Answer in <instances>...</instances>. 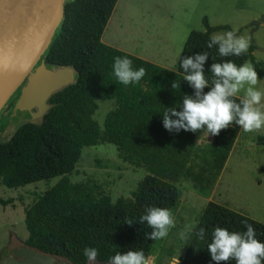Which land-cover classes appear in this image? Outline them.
Returning <instances> with one entry per match:
<instances>
[{
	"label": "trees",
	"instance_id": "16d2710c",
	"mask_svg": "<svg viewBox=\"0 0 264 264\" xmlns=\"http://www.w3.org/2000/svg\"><path fill=\"white\" fill-rule=\"evenodd\" d=\"M116 3L65 1L63 18L40 62L48 69L71 68L74 82L50 96V109L39 123L21 124L8 141L0 142V182L4 187L18 189L59 178L25 210V246L69 264H87L83 253L89 247L98 250L97 259L104 264L118 252L123 255L143 250L148 257L155 241L145 238L152 229L146 223L139 224L146 209H176V184L181 180L190 181L199 192H209L215 185L240 127L233 125L218 136L210 135L211 144L201 150L195 146L192 132L170 133L163 127L165 108H179L183 95L193 94L183 81L182 58L208 52L205 74L209 78L211 57H215L214 62L231 59L237 65L250 61L258 77L263 75L264 64L253 59V42L241 57L222 58L215 47L208 49L212 33L227 27H210L206 18L202 21L204 32L189 33L175 70L107 46L101 37ZM116 57H127L134 69L145 68V77L139 83L121 84L113 74ZM174 81L178 85L175 89L171 87ZM105 100L114 101L115 107L105 116L101 129L93 115L97 101ZM13 104L14 99L0 111V133L9 123ZM105 143L116 148L124 163L146 172L130 197L114 202L96 184L71 183L67 178L84 147ZM256 143L264 146V135L258 136ZM129 220L131 226L126 223ZM245 221L264 243L263 224L222 205L207 203L185 241L180 264H215L207 250L213 230L221 227L243 232ZM200 227L206 230L203 240L196 236Z\"/></svg>",
	"mask_w": 264,
	"mask_h": 264
},
{
	"label": "rangeland",
	"instance_id": "374dc122",
	"mask_svg": "<svg viewBox=\"0 0 264 264\" xmlns=\"http://www.w3.org/2000/svg\"><path fill=\"white\" fill-rule=\"evenodd\" d=\"M263 17L264 0H117L101 42L175 70L189 33L204 32L202 21L206 18L210 27H227L214 33L235 31L249 37L256 47L254 61L264 64ZM256 87L264 91V68ZM97 106L93 119L102 129L105 116L114 109L115 103L111 100L97 101ZM13 132L14 128L7 124L0 133V142L8 141ZM192 135L195 146L200 150L211 144L210 135L199 131ZM260 135H264V130L251 133L239 130L225 165L209 192L195 190L188 180L176 184L179 202L172 211L175 227L169 229L165 238L155 240L148 256L150 264H178V261L180 264L185 241L209 202L264 225V146L256 143ZM145 175L143 169L124 163L116 148L105 143L84 147L74 171L67 178L71 183L89 181L96 184L114 202L118 198L130 197ZM58 180L54 178L14 190L4 188L11 211L10 224L0 229V263L12 249L25 246L28 235L24 212Z\"/></svg>",
	"mask_w": 264,
	"mask_h": 264
},
{
	"label": "clouds",
	"instance_id": "9594fccd",
	"mask_svg": "<svg viewBox=\"0 0 264 264\" xmlns=\"http://www.w3.org/2000/svg\"><path fill=\"white\" fill-rule=\"evenodd\" d=\"M250 45L249 37L227 31L212 34L207 48L215 47L220 57L228 58L247 54ZM209 58L208 52L182 58L180 68L183 69V81L193 89V94L183 95L181 107L165 108L163 127L170 133L199 131L207 136H218L222 130L233 125L239 126L244 133L264 130V91L256 87L261 79L255 67L248 62L237 65L231 59L214 62L215 57H211L213 63L209 78L205 74V64ZM113 74L121 84L127 86L139 83L145 77L146 70L143 67L134 69L127 57H116ZM177 86L175 81L171 85L173 89ZM206 88L210 90L205 92ZM126 223L129 226L133 224L130 220ZM145 223L152 229L150 233H145V238L152 241L165 238L169 229L175 227L174 216L167 208H147L146 214L139 219V224ZM244 226L246 231L243 232H230L221 227L213 230L207 250L215 264H232L233 261L235 264H264V243L256 238L251 224L245 221ZM205 232V228L200 227L196 232L197 238L203 240ZM83 254L88 264H100L96 248H85ZM107 264H150V258L145 256L143 250L128 251L123 255L118 252Z\"/></svg>",
	"mask_w": 264,
	"mask_h": 264
},
{
	"label": "water",
	"instance_id": "95a60500",
	"mask_svg": "<svg viewBox=\"0 0 264 264\" xmlns=\"http://www.w3.org/2000/svg\"><path fill=\"white\" fill-rule=\"evenodd\" d=\"M65 1L0 0V111L25 82L10 115L11 128L40 120L50 109V96L74 82L71 68L48 69L40 62L63 18ZM2 264L69 262L21 246L12 249Z\"/></svg>",
	"mask_w": 264,
	"mask_h": 264
},
{
	"label": "crops",
	"instance_id": "0c3cea01",
	"mask_svg": "<svg viewBox=\"0 0 264 264\" xmlns=\"http://www.w3.org/2000/svg\"><path fill=\"white\" fill-rule=\"evenodd\" d=\"M138 58L150 62L148 59L144 58V56L138 55ZM150 63L155 64L153 62H150ZM4 188L6 187H4L0 182V229H4L8 227V225L10 224L9 223V212L11 211V206H10V202L8 198L6 199V196H4V190H5ZM9 190H14V189H9Z\"/></svg>",
	"mask_w": 264,
	"mask_h": 264
},
{
	"label": "flooded vegetation",
	"instance_id": "af4514ba",
	"mask_svg": "<svg viewBox=\"0 0 264 264\" xmlns=\"http://www.w3.org/2000/svg\"><path fill=\"white\" fill-rule=\"evenodd\" d=\"M40 63V62H39ZM39 63L37 64V66L39 65ZM49 69H52V68H49ZM25 86V82H23V84L19 87V89L12 95V99H14V104H13V107L11 108V110H10V113H9V125H10V115H11V112H12V110H13V108H14V105H15V103H16V101L18 100V98H19V96H20V94H21V91H22V89H23V87ZM10 98V99H11ZM9 99V100H10ZM7 101V103H9L10 101ZM6 103V104H7ZM5 104V105H6ZM5 107V106H4ZM32 111H35V110H32ZM12 251V250H11ZM9 255H11V252H10V254ZM8 255V256H9ZM17 261H23V258H17L16 259ZM0 264H2V262L0 263ZM88 264V263H87ZM100 264H104V263H100Z\"/></svg>",
	"mask_w": 264,
	"mask_h": 264
}]
</instances>
